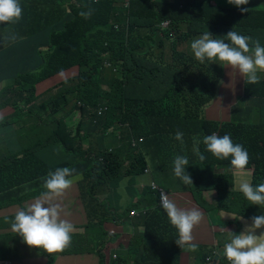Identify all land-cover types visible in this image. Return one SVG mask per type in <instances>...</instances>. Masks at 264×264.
Segmentation results:
<instances>
[{
	"label": "trees",
	"instance_id": "1",
	"mask_svg": "<svg viewBox=\"0 0 264 264\" xmlns=\"http://www.w3.org/2000/svg\"><path fill=\"white\" fill-rule=\"evenodd\" d=\"M19 3L21 19L0 23V81L8 80L0 87V112L8 110L9 115L0 119V131L4 130L3 136L16 132L24 141L16 144L21 157L12 152L5 159V167L14 172H0L12 178L4 185L8 194L19 196L24 190L19 201L41 194L50 172L75 169L74 175L82 176L77 189L86 221L74 227L71 245L60 254L91 253L98 264H179L178 232L159 203L158 191L148 183L141 188L135 184L148 167L147 176L159 187L168 192L185 190L204 209L217 214L218 228L223 227L220 210L240 214L241 205L237 207L235 200L242 202L244 195L231 191L225 196L213 183V178L224 176L223 170L231 176V157L217 159L201 142L205 156L201 161L193 143L194 138L202 141L213 133L223 136L218 132L223 120L206 114L222 106H228V123L257 125L255 129L264 137V72L257 73V84L243 78L235 92L238 85L233 89L221 63L207 59L201 63L178 45L207 31L222 39L232 30L251 37L250 46L253 41L264 46V0L241 5L248 8L244 13L227 0ZM89 11L87 19L80 15ZM165 19L169 27L161 30L158 24ZM110 22L117 25L115 30L120 28L114 40L106 38L115 30L104 39L88 38L93 24L106 28ZM164 48L169 56L164 57ZM103 55L110 65L104 64ZM67 70L71 73L57 74ZM52 76L51 87L37 91L38 82ZM99 105L104 107L102 115L95 112ZM30 124L43 132L34 143L25 133ZM178 131L183 133V144L174 138ZM138 137L142 141L132 145ZM232 141L249 154L245 169H251L252 185L264 183V139L255 147L248 140ZM178 155L187 156L185 171L193 185L174 175ZM33 159L39 164L37 175L26 171H32ZM206 189H213L214 201L204 195ZM132 209L137 213L129 215ZM111 228L117 230L116 236L109 232ZM19 236L0 234L3 241ZM221 238L219 233L216 242L207 246L209 254L202 250V260L230 264Z\"/></svg>",
	"mask_w": 264,
	"mask_h": 264
},
{
	"label": "clouds",
	"instance_id": "2",
	"mask_svg": "<svg viewBox=\"0 0 264 264\" xmlns=\"http://www.w3.org/2000/svg\"><path fill=\"white\" fill-rule=\"evenodd\" d=\"M239 8L241 13L248 8L249 0H227ZM81 16L89 18L91 11L81 12ZM22 17V7L19 0H0V23L18 22ZM251 37L228 31L222 39L213 38L208 31L191 42L194 57L203 63L220 61L224 66L238 70L249 84L260 82L258 72H264V46ZM225 41H228L227 43ZM230 42V43H229ZM2 118V117H0ZM183 144V133L177 132L174 137ZM203 143L206 150L217 159L231 157V165L238 171H243L249 162V154L241 144H234L230 135L218 136L213 133L205 135L202 141L194 138L193 152L203 161L205 156L200 152L199 145ZM174 175L185 185H193L190 174L185 171L189 165L187 156H176L173 161ZM75 169L68 167L58 168L48 174L44 181L46 189L38 198L25 208L18 209L11 224L12 231L20 235L30 247L43 249L48 254L60 253L67 249L72 242L74 226L71 222L61 218L62 207L57 202L64 192L71 187L73 181L81 179L80 174H75ZM238 190L251 203L264 206V183L253 186L250 179H243L238 183ZM160 205L167 213L170 223L177 229L178 239L175 241L180 248L187 246L196 250L193 243V229L203 219V212L196 208H179L167 193L161 190ZM234 216L223 214V216ZM242 219V217H239ZM252 223L246 225L240 234L234 235L230 242L224 245L223 255L230 264H264V232L255 234V230L264 227V215L253 216Z\"/></svg>",
	"mask_w": 264,
	"mask_h": 264
},
{
	"label": "crops",
	"instance_id": "3",
	"mask_svg": "<svg viewBox=\"0 0 264 264\" xmlns=\"http://www.w3.org/2000/svg\"><path fill=\"white\" fill-rule=\"evenodd\" d=\"M168 1H172V0H168ZM216 1V0H215ZM70 2H76V0H70ZM97 25H92V27L90 29L95 30ZM120 31V28L115 30L109 38L106 39H111L114 40V35L117 34ZM123 36L125 38L126 36V30L124 29L123 32ZM198 36V35H196ZM88 37V36H87ZM90 39H104L101 37H88ZM168 41H165L164 44H167ZM181 41L180 44L178 45V49L179 46L181 45ZM180 50V49H179ZM104 57V61H106V56L103 55ZM222 66L225 68L226 71L230 70L228 67L224 66L222 64ZM235 71L240 77L241 75L239 74V72L237 70H233ZM71 71L67 70V71H62L60 73H57L59 75H64V74H70ZM243 79V77H242ZM51 81H55V77L52 76L48 79H45L43 81L38 82L36 89L38 86H42L45 84V86L39 91L40 93L43 92L45 89L51 87ZM0 87H2L0 85ZM8 110L4 111V112H0V117H3V115L5 114L7 115ZM1 119V118H0ZM228 119L223 120L220 122V129L218 130V132L220 134H223L222 131V126L221 123L227 124V129L229 130V135L231 137V139H236V140H248L251 141L253 143V146H257L263 139V134L258 131L257 129H255V126L257 125H246V124H232V123H228L227 122ZM0 125H1V120H0ZM19 125V123H15L14 126L17 127ZM66 128L69 127L68 124L65 125ZM1 128V127H0ZM64 126L61 127V129H63ZM64 130V129H63ZM109 130H111V128H109ZM3 132L4 130L1 132L0 131V172H3L5 169L9 172V171H13V169H10L5 167V162H6V157L8 155H11L12 152L16 153L17 156L21 157L22 154V150L21 149H17L16 144L18 142H24L22 139L19 138V136L17 135L16 132L11 133L10 135H6L3 136ZM25 133L27 135V137L31 140H33V143L39 138L40 134H42L43 132L39 129L38 125H27L25 127ZM85 148V146H84ZM50 149L54 151V148L51 144ZM34 158V157H33ZM38 159V157H37ZM43 162L44 160L41 159ZM45 163V162H44ZM31 170L26 169V171L31 174V175H37L36 172L39 170V164H36L34 159H33V163L31 164ZM248 172H244L243 171H238L236 169H232L230 170V174L231 176H228V172L226 174V177L229 179L230 183H231V190L229 191H225L224 195L227 196L229 194V192L231 191H236V192H240L237 188L238 183L243 180V179H249L250 176V168H247ZM11 176L8 175V177H4L0 174V218H6L8 216H14L16 211L18 209L21 208H25L28 204L32 203L36 198H38L41 194L38 195H33L30 196L26 199H22L21 201H19V198H23V196L25 195V191H20L19 192V196H16V192L13 193V196L10 197V195L8 194V190L5 188V183L10 182L11 181ZM149 181V177L146 174L142 175V179H140L139 181L136 182V187L137 188H141V185H144L146 183H148ZM73 187L75 189V193H73ZM171 191H176L179 192L180 195L179 196H174L171 194H169V198L171 200H173L176 205L179 208H192V207H196L198 209H200L203 214H204V218H205V224H199L196 227H194L193 229V243L196 244V250H190L187 246L180 248V259H179V264H220L219 261L216 260H202V250H206L209 254V250L207 249V246L210 247V245H213L216 240L214 239L213 234L211 233L213 230H219V233L223 234L225 231H228L229 234L226 237V239L224 241V243L221 244V247H224V245L228 242H230L231 238L236 235V234H240L246 225H250L252 223L251 220V213L253 210H259L261 213L264 214V206H259V205H255V204H251L245 197L243 198L242 202L235 200V204H237V207H240L241 205V212L240 214H235L232 215L231 213L227 212V211H222L220 210V212H222V216L223 214H228L231 216H234L237 219H233L230 216H223V227H217L216 225H210V220L213 221L214 218L217 217L216 215H212L207 209H204L202 206H200V204H198L195 200L193 202L189 201L188 199L191 198L190 196H188L185 190H173V189H168ZM204 195L206 196H211L212 200L214 201V196H215V192L213 191V189H206L204 190ZM241 193V192H240ZM224 196V197H225ZM136 199V191H135V195L134 198ZM231 198H229L230 200ZM57 202L61 204L62 207V213H61V218L62 219H66L69 222H71L73 224L74 227H79L80 225L85 223V214H84V210L82 208L81 203L79 202L78 199V193H77V179L73 181V184L71 185V187L69 189H67L64 194L59 197L57 199ZM77 202L80 204L81 209L79 208V205L77 204ZM239 217H242V219H239ZM13 222L12 220L9 221H2L0 222V234H6L9 232H13L12 228H11V224ZM209 226V227H208ZM114 229V228H113ZM115 232L117 233V230L114 229ZM262 232H264V227L256 229L255 230V234L256 235H260ZM202 244V245H199ZM13 246L12 243H6V242H1L0 241V251H5L8 252V250L10 249V247ZM21 251V250H20ZM22 252V251H21ZM219 252V251H218ZM59 256H57V258L53 261L52 264H65L67 261H70V264H90L92 260H90V254H81V255H77V254H70L72 256H67V254H60V253H55ZM92 259L93 256L91 254ZM14 258V259H12ZM95 260V264H98V260ZM45 258L44 257H30V258H25L20 256V254H18V252L15 251V256H10L8 253H4L1 258H0V264H45Z\"/></svg>",
	"mask_w": 264,
	"mask_h": 264
},
{
	"label": "rangeland",
	"instance_id": "4",
	"mask_svg": "<svg viewBox=\"0 0 264 264\" xmlns=\"http://www.w3.org/2000/svg\"><path fill=\"white\" fill-rule=\"evenodd\" d=\"M212 2H215V0H211ZM109 25L106 27V28H101V27H99V26H96V29L95 30H89L88 31V36L89 37H94V36H97V37H101V38H105V37H107L108 36V33L111 31V30H115V28H114V24L115 23H112V22H110V23H108ZM201 35H198V36H194V37H192V38H187V39H185V40H183V41H181L182 43H181V45L179 46V49L181 50V51H183V52H186V53H188L189 55H191V56H193L194 57V54H193V52H192V50H191V47H190V45H191V42L193 41V40H195V39H197V38H199ZM163 53H164V57H166V56H169V51H168V49H166V48H164L163 50ZM106 56V58H107V55H105ZM106 62H107V59H106ZM213 62V64H220L221 62L220 61H212ZM108 63V62H107ZM109 64V63H108ZM222 64V63H221ZM110 65V64H109ZM108 65V66H109ZM226 67H228L230 70H228V71H226V73H227V76H228V80H229V83H230V85L233 87V89L235 88V86L236 85H238L237 86V89L235 90V92H237V90L240 88V82H241V80H242V76L240 77L235 71H233V70H236V69H231L229 66H226ZM238 71V70H237ZM6 82H8V80H6V81H0V85L1 86H3V84H5ZM45 86V84L44 85H42V86H38L37 87V91H40L43 87ZM206 114H207V116L209 117V118H211V119H218V120H226V119H228V106H222L221 108H218V109H216L215 111H209V110H207L206 111ZM58 115H60V113L58 114ZM102 115V114H101ZM221 126H222V131H223V133L224 134H229V130L227 129V124H224V123H221ZM259 129H261V128H259ZM82 131V129H80V132ZM227 170H223V171H221V173H223L224 174V176L223 177H221V178H213V183H215L216 185H218V188H220V191H223V192H225V191H229V190H231V183H230V181H229V179L226 177V174H227ZM244 172H248L247 171V169H244ZM236 192V191H235ZM73 193H75V189H74V187H73ZM77 193H78V189H77ZM238 193H240V192H238ZM184 194H187L188 196H190L191 197V195L190 194H188L187 192L186 193H184ZM172 195H174V196H179L180 195V193L179 192H172L171 193V197H172ZM240 195V194H239ZM241 196V195H240ZM78 199H79V197H78ZM189 201H191V202H193L194 201V199L191 197V198H189L188 199ZM79 202H80V200H79ZM77 204L79 205V208L81 209V206H80V204L77 202ZM201 206V205H200ZM258 215H264L263 213H261L259 210H253L252 211V213H251V218L253 217V216H258ZM125 221V220H124ZM0 222H2V221H0ZM202 222H203V225L205 224V218L203 217V219H202V221L200 222V224H202ZM220 224V221H219V219L218 218H214L213 219V221H211L210 220V225H216V226H218ZM209 227V226H208ZM212 234H213V236H214V239L215 240H217L218 238H219V230H213L212 232H211ZM228 234H229V232L228 231H225L223 234H222V238H221V242L223 243L224 242V240L226 239V237L228 236ZM113 235V234H112ZM0 241L1 242H6V243H12L13 244V246H11L10 247V249L8 250V252H5V251H0V258H1V256L4 254V253H8L11 257L12 256H15V250H14V246H18L19 247V250L17 251L18 252V254H20V256H22V257H25V258H30V257H44L45 258V264H52L53 263V261L57 258V256H59V255H57V254H48V253H46V252H44V250L43 249H39V248H36V247H30V246H28L24 241H23V239H22V237L21 236H19L18 238H15V239H7L6 241H3L1 238H0ZM22 252H21V251ZM77 255H81L80 253H78ZM67 256H72V255H70V254H67ZM92 256H93V258L94 259H96V260H98V258H97V256L96 255H94V254H92ZM88 257H90V260H92L91 261V263L90 264H95V260L94 259H92V257H91V253H90V256H88ZM12 259H14V258H12ZM209 260V259H208ZM65 264H70V261H67Z\"/></svg>",
	"mask_w": 264,
	"mask_h": 264
},
{
	"label": "built area",
	"instance_id": "5",
	"mask_svg": "<svg viewBox=\"0 0 264 264\" xmlns=\"http://www.w3.org/2000/svg\"><path fill=\"white\" fill-rule=\"evenodd\" d=\"M89 1L98 2L100 0H89ZM120 1L123 3V5L124 4L127 5L130 0H120ZM158 25H159V28L161 30L167 29L169 27V21L167 19L162 20V21H160V23ZM114 26L117 27V25H114ZM168 35H169V38L172 39L174 37L173 31L170 30L168 32ZM104 64L107 65L108 63L107 62H104ZM103 109H104V107L102 105H99V106H97L95 108V112L97 113V115H101L102 112H103ZM142 139H143L142 137H138L137 139H132L131 144L134 145V146H138V143L141 142ZM144 173L146 175H149L150 174V170H149L148 167H146L144 169ZM148 184L151 186L152 189H155V190L158 191V194H159V203H160V192H161V190L164 191L165 193H167L168 196H169V194L172 193V192H168V191L164 190L163 188L159 187L152 179H149ZM141 186H143V185H141ZM173 192H176V191H173ZM136 213L137 212L134 209H132V210L129 211V215H134ZM109 232L111 234H113V235L115 234V236H116V232H115V230L113 228H111L109 230Z\"/></svg>",
	"mask_w": 264,
	"mask_h": 264
}]
</instances>
